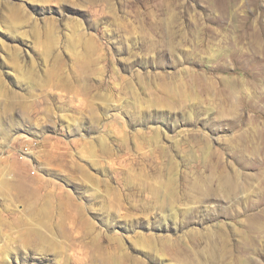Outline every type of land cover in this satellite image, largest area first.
I'll return each mask as SVG.
<instances>
[{
	"label": "rangeland",
	"instance_id": "obj_1",
	"mask_svg": "<svg viewBox=\"0 0 264 264\" xmlns=\"http://www.w3.org/2000/svg\"><path fill=\"white\" fill-rule=\"evenodd\" d=\"M0 264H264V0H0Z\"/></svg>",
	"mask_w": 264,
	"mask_h": 264
},
{
	"label": "bare ground",
	"instance_id": "obj_2",
	"mask_svg": "<svg viewBox=\"0 0 264 264\" xmlns=\"http://www.w3.org/2000/svg\"><path fill=\"white\" fill-rule=\"evenodd\" d=\"M224 183V182H223ZM232 184V183H231ZM233 185H234V183H233ZM224 187H225V183H224ZM234 187V186H233ZM230 189H231V187H230Z\"/></svg>",
	"mask_w": 264,
	"mask_h": 264
}]
</instances>
